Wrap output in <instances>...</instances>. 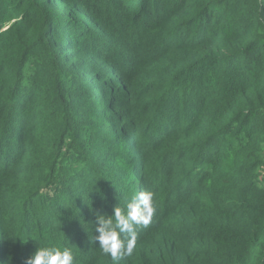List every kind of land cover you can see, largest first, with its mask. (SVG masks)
Returning a JSON list of instances; mask_svg holds the SVG:
<instances>
[{"label": "trees", "instance_id": "trees-1", "mask_svg": "<svg viewBox=\"0 0 264 264\" xmlns=\"http://www.w3.org/2000/svg\"><path fill=\"white\" fill-rule=\"evenodd\" d=\"M140 191L118 264H264V0H0V264Z\"/></svg>", "mask_w": 264, "mask_h": 264}, {"label": "clouds", "instance_id": "clouds-1", "mask_svg": "<svg viewBox=\"0 0 264 264\" xmlns=\"http://www.w3.org/2000/svg\"><path fill=\"white\" fill-rule=\"evenodd\" d=\"M150 191L136 193L127 203L126 211L120 207L114 209V215H97L95 237L98 248L110 256L114 264L133 255L137 242V227H147L156 208ZM114 217V220H113ZM124 237L122 239L121 237ZM26 264H74L71 250L59 247H40L26 261Z\"/></svg>", "mask_w": 264, "mask_h": 264}]
</instances>
